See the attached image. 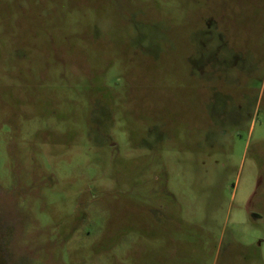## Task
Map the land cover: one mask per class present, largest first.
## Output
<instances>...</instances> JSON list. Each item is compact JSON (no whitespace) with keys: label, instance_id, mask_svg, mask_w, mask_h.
Segmentation results:
<instances>
[{"label":"rangeland","instance_id":"rangeland-1","mask_svg":"<svg viewBox=\"0 0 264 264\" xmlns=\"http://www.w3.org/2000/svg\"><path fill=\"white\" fill-rule=\"evenodd\" d=\"M0 264H264V0H0Z\"/></svg>","mask_w":264,"mask_h":264}]
</instances>
